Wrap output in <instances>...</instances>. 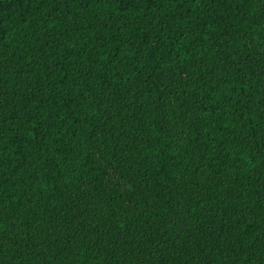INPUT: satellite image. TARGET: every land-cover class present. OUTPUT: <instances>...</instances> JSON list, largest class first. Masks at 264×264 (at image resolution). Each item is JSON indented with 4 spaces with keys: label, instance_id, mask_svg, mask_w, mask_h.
<instances>
[{
    "label": "trees",
    "instance_id": "trees-1",
    "mask_svg": "<svg viewBox=\"0 0 264 264\" xmlns=\"http://www.w3.org/2000/svg\"><path fill=\"white\" fill-rule=\"evenodd\" d=\"M0 264H264V0H0Z\"/></svg>",
    "mask_w": 264,
    "mask_h": 264
}]
</instances>
